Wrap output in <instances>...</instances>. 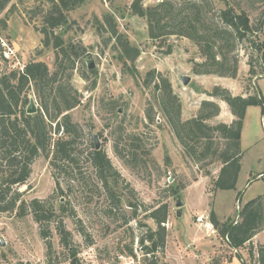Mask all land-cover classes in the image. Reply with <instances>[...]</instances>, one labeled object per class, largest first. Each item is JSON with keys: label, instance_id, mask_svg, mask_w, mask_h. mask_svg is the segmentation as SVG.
I'll return each mask as SVG.
<instances>
[{"label": "rangeland", "instance_id": "rangeland-1", "mask_svg": "<svg viewBox=\"0 0 264 264\" xmlns=\"http://www.w3.org/2000/svg\"><path fill=\"white\" fill-rule=\"evenodd\" d=\"M158 1L142 0L143 5ZM131 2L84 0L68 12L69 22L59 31L65 41L82 42L90 59L94 60L96 70L92 75L83 66L88 79L81 78L77 71L71 78L73 87L81 95V103L69 111L72 121L78 123L83 132L76 146L78 163L58 171L50 165L51 154L37 156L31 164L27 183L18 187L21 200L29 202L37 198L53 205L56 215L71 234V243L81 264H117L119 254H129L126 246L132 248L133 254H139L142 261L140 236L147 227L156 228L148 214L163 203L168 205V216L164 223L165 246L156 252L160 264H241L236 252L244 264H258L257 247L264 243V222L244 247L233 250L211 225L209 215L213 211L220 222L236 220L243 203L264 195V114L260 107L246 109L240 139L243 156L235 188L215 189L213 179L217 177L219 167L206 164L203 168L184 157L160 112H156L154 122L146 119L147 102L158 109L154 91L144 87L140 78L134 79L122 69L116 53L105 47L97 36L94 18L100 19L104 12L115 15L118 29L140 50L135 61L139 76L150 69L167 76L185 110L199 105L203 99H214L206 95L214 85L225 87L234 95L246 96L259 91L264 99V75L256 53L249 42L241 41L237 47L239 70L235 79L197 76L190 69L192 60H201L196 46L177 36L149 39L146 21L129 11ZM227 2L244 9L253 26L262 22L261 33L255 32L256 37L262 39L264 0ZM47 5L46 0H11L0 12V21L6 18V25L0 22V35L16 43L18 54L25 63L40 60L52 69V49L44 48L37 53L42 47V35L35 30L41 26L40 14H35V10L45 9ZM10 8H13L11 12L8 11ZM167 47H171L170 54H165ZM250 68L254 71L251 74ZM8 71L0 58V75ZM181 76L190 77L186 85L182 84ZM92 80H95L94 88H91ZM29 96L38 107L32 88ZM92 134L98 135L100 148L119 174L117 181L109 179L118 202L102 188L88 159L94 143ZM51 136L54 139L59 134L52 133ZM129 136L137 137L135 142L140 146L137 150L139 162L134 166L126 164L113 147L118 141V148H123ZM205 169L211 173L205 175ZM174 189H178V193L172 194ZM238 192L243 193L240 200H237ZM176 198L183 202L179 208L175 206ZM130 203L136 206L134 216ZM262 205L264 216V197ZM201 214L203 219L198 222L196 217ZM47 226L52 251L49 260L39 225L31 213L22 217L15 211L0 213V242H3L0 244V264H68L69 253L59 240L55 221H50ZM144 244L148 242L144 241Z\"/></svg>", "mask_w": 264, "mask_h": 264}, {"label": "trees", "instance_id": "trees-1", "mask_svg": "<svg viewBox=\"0 0 264 264\" xmlns=\"http://www.w3.org/2000/svg\"><path fill=\"white\" fill-rule=\"evenodd\" d=\"M10 1L0 0V12ZM46 1L47 8L35 10V14H40L41 19V26L35 30L42 35V47L37 53H41L44 48L52 49V69L43 61L29 60L22 73L9 70L0 75V213L15 211L20 217L31 213L39 225L48 260L52 251L47 225L50 221H55L59 240L69 253L68 264H81L71 243V234L56 215L53 205L48 200L37 198L25 202L21 200L22 193L18 191L19 186L27 183L31 164L39 155L48 157L51 154L50 165L58 171L77 166L79 155L76 153V146L83 134L80 125L73 122L69 114L70 110L81 103V95L73 87L71 78L73 72L77 71L81 78L88 79L83 66H86L85 61L90 55L81 41H65L59 30L69 22L68 12L79 7L84 0ZM214 1L216 0H159L151 5H143L142 0H132L129 11L146 21L147 36L151 40H163L169 36L190 40L201 57L200 61L191 62V71L195 75L235 79L239 70L237 47L244 40L249 42L256 53L264 75V33L262 39L256 37L255 33H261L262 22L253 26L244 9L227 0ZM12 9L8 11L11 12ZM94 20L97 36L105 47L116 53L122 69L132 78H140L144 87H151L154 91V103L158 109L147 102L144 110L146 119L152 123L156 112H160L166 126L180 144L184 157L203 168L206 164H216L219 171L213 179V187L217 190L234 189L243 156L240 139L246 109L249 106H259L261 114H264V99L260 92L246 96L234 95L229 89L214 85L211 90L206 91V95L225 102L234 119L230 123H209L210 119L220 113V106L213 99L201 100L195 115L183 119L181 100L173 91L167 76L155 69L139 76L135 61L140 50L118 29L115 15L104 12L100 19ZM0 22L3 26L6 25V18ZM170 53L171 47H167L165 54ZM95 71L94 68L89 70L92 75ZM253 72L250 68L249 73ZM94 86L95 80H92L91 88ZM31 88L38 107L35 113L26 114ZM60 131L61 134L53 139L52 133L58 134ZM127 139L128 142L121 149L116 141L114 151L126 164L134 166L139 162L137 150L140 146L135 142L138 138L129 136ZM92 146L88 159L102 188L111 199L118 202L109 179L117 181L119 174L105 152L101 148L95 149L94 143ZM210 173L209 169L204 170L205 175ZM178 189H174L172 194L178 193ZM242 194L238 192L237 200H240ZM263 197L264 195H257L243 203L236 220L220 222L216 214L210 212L209 222L233 250L244 247L261 229L264 222ZM130 206L133 207L134 216L136 206L132 203ZM148 216L156 224V228L153 230L140 223L147 227L140 236V247L143 253H150V257H144L141 264H160L156 252L162 251L165 246L164 223L168 216V205L160 204ZM80 231L83 233L82 229ZM144 241L148 244H144ZM126 247L127 253L133 255L132 248ZM235 256L244 264L237 252ZM257 263L264 264V243L257 247Z\"/></svg>", "mask_w": 264, "mask_h": 264}, {"label": "built area", "instance_id": "built-area-1", "mask_svg": "<svg viewBox=\"0 0 264 264\" xmlns=\"http://www.w3.org/2000/svg\"><path fill=\"white\" fill-rule=\"evenodd\" d=\"M0 58L1 61L6 64L8 70H16L18 72H23L25 68V62L20 58L18 54V49L16 48L14 42H10L4 36L0 35ZM61 134V131L58 133ZM203 215H198L196 220L201 222ZM142 257H150V253H143ZM140 255L138 254H119L117 256V264H141ZM107 264V263H105ZM109 264V263H108Z\"/></svg>", "mask_w": 264, "mask_h": 264}, {"label": "crops", "instance_id": "crops-1", "mask_svg": "<svg viewBox=\"0 0 264 264\" xmlns=\"http://www.w3.org/2000/svg\"><path fill=\"white\" fill-rule=\"evenodd\" d=\"M190 69H191V67H190ZM197 76H207V75H197ZM214 101H216L219 104L220 113L216 117L210 119L208 122L211 123V124H215L217 122L230 123L234 119V117L230 113L228 106L222 100L216 99ZM198 107H199V105H197V106H195L193 108H188L190 110H185L184 105L182 104V118L183 119H188V118L194 116L196 111L198 110Z\"/></svg>", "mask_w": 264, "mask_h": 264}, {"label": "water", "instance_id": "water-1", "mask_svg": "<svg viewBox=\"0 0 264 264\" xmlns=\"http://www.w3.org/2000/svg\"><path fill=\"white\" fill-rule=\"evenodd\" d=\"M86 63V67L87 69H93L95 67V63H94V60L93 59H87L85 61ZM190 80V77L189 76H181V82L182 84L186 85ZM37 111V105L34 101V99L32 97L29 98V102L25 108V112L26 114H33ZM92 138H93V142H94V146H95V149H99L100 148V142H99V139H98V135L97 134H92L91 135ZM183 205V202L179 199V198H176L175 199V206L176 207H181ZM177 215H179V212H177ZM0 244L2 245L3 242L1 241Z\"/></svg>", "mask_w": 264, "mask_h": 264}]
</instances>
